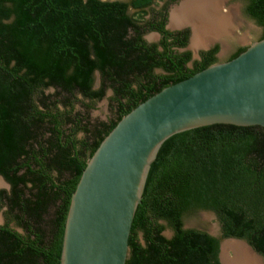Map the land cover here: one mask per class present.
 <instances>
[{"label": "trees", "instance_id": "16d2710c", "mask_svg": "<svg viewBox=\"0 0 264 264\" xmlns=\"http://www.w3.org/2000/svg\"><path fill=\"white\" fill-rule=\"evenodd\" d=\"M176 1L0 0V177L8 184L0 188V264H61L71 195L103 138L162 88L219 62L218 44L192 59L190 29L166 27ZM243 1L264 38V0ZM149 32L158 41H147ZM109 90L113 117L92 121ZM200 211L214 214L218 235L184 227ZM226 238L264 258L259 125H204L162 142L125 264H221Z\"/></svg>", "mask_w": 264, "mask_h": 264}, {"label": "water", "instance_id": "95a60500", "mask_svg": "<svg viewBox=\"0 0 264 264\" xmlns=\"http://www.w3.org/2000/svg\"><path fill=\"white\" fill-rule=\"evenodd\" d=\"M217 123L264 127V38L230 60L162 88L117 122L88 159L71 195L61 264H125L133 218L158 148L175 133ZM184 227L204 229L190 222ZM232 240L264 262L244 240L226 238L220 243L221 264L223 245Z\"/></svg>", "mask_w": 264, "mask_h": 264}, {"label": "bare ground", "instance_id": "6f19581e", "mask_svg": "<svg viewBox=\"0 0 264 264\" xmlns=\"http://www.w3.org/2000/svg\"><path fill=\"white\" fill-rule=\"evenodd\" d=\"M224 0H187L173 10L171 24L173 26L193 23L195 34L192 45L199 47L212 39L230 32L233 28L236 13L231 11L220 16V6ZM236 23V22H235ZM228 34V33H227ZM230 245L234 255L231 258L221 255L222 264H261L245 246L236 242L225 243L224 250Z\"/></svg>", "mask_w": 264, "mask_h": 264}, {"label": "rangeland", "instance_id": "374dc122", "mask_svg": "<svg viewBox=\"0 0 264 264\" xmlns=\"http://www.w3.org/2000/svg\"><path fill=\"white\" fill-rule=\"evenodd\" d=\"M185 1H187V0H180L177 3H174V4L169 5V8H168V15L169 16H168V25H167L168 28H170V29H176V28H182L183 26L189 28L190 25H188V24H185V25L182 24V25H179V26H171L170 23H169V17H170L171 10H173L174 8H177L178 6H180L181 4H183ZM161 4H162V1L159 2V5H161ZM222 8H224V7H222ZM235 10H236V13L238 15V13H239V6L236 7ZM246 21L247 22H246L245 25L248 26V27H245V25H244V27L238 26V24H236L235 21H234L233 28L230 31V33L232 31H234V29H235L236 33L238 32L239 34L245 35L246 37H252L256 33L259 32V29L257 28V26H255L253 24V22H251L248 19H246ZM259 34H260V32H259ZM158 38H159V35L157 33H153V32L150 33L149 32V33L145 34V39L147 41H149V42L157 41ZM253 41H254V39L253 40L248 39L246 42H245V40H243V43L246 44L245 46H248V43L253 42ZM223 44H225V45H223ZM222 45L224 47L223 50L224 49L226 51L231 50L229 48L231 46L229 40L228 41H224V39H223ZM195 49H197V46H196ZM223 56H224V52L222 53V51H221L219 53V57H218L219 61H223L224 60V58H222ZM98 82H99V76H98V73H96V83H95V86L98 85ZM48 91L49 92H52L53 89H49ZM110 95H111V91L109 90L107 92V94H106V97H104L101 101L97 102L96 105H95V107L90 111V116H91L92 121H94V120H107L109 117H113V115H112L113 112L110 109V104H109V99H108V97ZM77 108L79 109L80 107L77 106ZM3 187L4 188H8V184L0 177V188H3ZM2 222H3V217H2V213L0 212V223H2ZM187 222L194 223L196 225H200L201 228H204L207 231L208 230H212L216 235L219 234V225H218V222L216 221V218H215L214 214L211 213V212H208V211H200L197 214H195V217L194 218L191 217V218L187 219L186 220V223ZM163 234L169 237L171 235V230L167 228V229L164 230ZM230 242H235V241L232 240ZM224 254H225V257L227 256L228 258H231L234 255V252H233L231 246H229L224 251ZM261 264H264V262H262Z\"/></svg>", "mask_w": 264, "mask_h": 264}, {"label": "flooded vegetation", "instance_id": "af4514ba", "mask_svg": "<svg viewBox=\"0 0 264 264\" xmlns=\"http://www.w3.org/2000/svg\"><path fill=\"white\" fill-rule=\"evenodd\" d=\"M178 1H180V0H178ZM178 1H176V2H174V3H177ZM225 1V0H224ZM223 1V2H224ZM222 2V3H223ZM174 3H172V4H174ZM171 5V4H170ZM222 5V4H221ZM239 6V13H238V15H237V13H236V10H235V8L236 7H238ZM179 7V6H178ZM228 7V8H227ZM221 8V7H220ZM225 8V9H224ZM224 8H223V11L224 12H222L221 11V9H220V16H222V15H225V14H228V13H230L231 11H234L235 13H236V17H235V22H236V24H238V26H241V27H244V25L246 24V19H248V20H250L251 22H253V24L255 25V26H257V28L259 29V32H260V34H259V32L258 33H256L254 36H252V37H246L245 35H242V34H239L238 32L236 33V31H235V29H234V31H232L231 33L230 32H227V33H225L223 36H219V38H217L216 39V41H215V43L213 44V45H211L210 47H203V46H200V47H197V49H195L196 47H194L193 45H192V37L194 36V34H195V27H194V25H193V23H184V24H190V25H192V27L191 26H189V29H190V36H189V42H188V44H187V46L185 47V49H188V50H191V52H192V59H198L199 58V52L200 51H203V50H209L210 48H212L213 46H215L216 44H218L219 45V50H218V52H217V54H216V56L217 57H219V53L222 51V47H223V45H225V44H223L222 45V42H223V39H224V41H228L229 40V42H230V49L231 50H228V51H226V50H224V56L222 57V58H224V60H228L229 59V57H231L237 50H238V48H240V47H244L246 44H244L243 43V40H248V39H250V40H255V39H259L260 37H261V35H262V28H261V26H258L255 22H254V20L252 19V18H250L249 16H247V15H245V13H244V10H243V8H244V1L243 0H227L226 1V3L224 4ZM173 10H175V8L173 9ZM173 10H171V12H170V17H169V23H170V25L171 26H173L172 24H171V20H172V15H173ZM169 16V15H168ZM235 24V25H236ZM168 20H167V24H166V27L168 28ZM182 25V24H181ZM176 26V25H175ZM177 26H179V25H177ZM245 27H248V26H246L245 25ZM182 28H186V27H182ZM192 28H193V34H192ZM168 29H170V28H168ZM176 29H181V28H176ZM176 29H170V30H176ZM151 33V32H150ZM153 33H157L158 35H159V33L158 32H153ZM144 37H145V35H144ZM159 37H160V35H159ZM223 37V38H222ZM159 39V38H158ZM158 41V40H157ZM152 42H156V41H152ZM190 46V47H189ZM227 46V45H226ZM195 49V50H194ZM227 49V48H226ZM223 60V61H224Z\"/></svg>", "mask_w": 264, "mask_h": 264}]
</instances>
